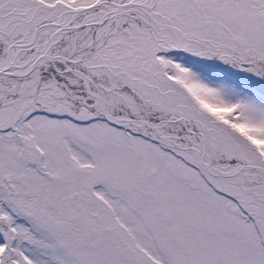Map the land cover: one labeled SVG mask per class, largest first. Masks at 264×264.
I'll use <instances>...</instances> for the list:
<instances>
[{"label": "snow or ice", "instance_id": "obj_1", "mask_svg": "<svg viewBox=\"0 0 264 264\" xmlns=\"http://www.w3.org/2000/svg\"><path fill=\"white\" fill-rule=\"evenodd\" d=\"M0 264H264V0H0Z\"/></svg>", "mask_w": 264, "mask_h": 264}]
</instances>
